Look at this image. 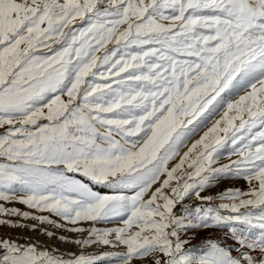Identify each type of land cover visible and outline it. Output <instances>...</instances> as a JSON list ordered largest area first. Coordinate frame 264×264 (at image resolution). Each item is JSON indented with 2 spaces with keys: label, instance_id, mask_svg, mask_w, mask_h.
<instances>
[{
  "label": "snow or ice",
  "instance_id": "snow-or-ice-1",
  "mask_svg": "<svg viewBox=\"0 0 264 264\" xmlns=\"http://www.w3.org/2000/svg\"><path fill=\"white\" fill-rule=\"evenodd\" d=\"M0 202L124 249L0 237V264H264V0H0Z\"/></svg>",
  "mask_w": 264,
  "mask_h": 264
},
{
  "label": "rangeland",
  "instance_id": "rangeland-1",
  "mask_svg": "<svg viewBox=\"0 0 264 264\" xmlns=\"http://www.w3.org/2000/svg\"><path fill=\"white\" fill-rule=\"evenodd\" d=\"M220 114H222V111ZM214 119H219V115H217ZM209 127H211V122H209L205 127L201 128L200 131L188 141L187 145L180 150V154L182 155L184 152H186L188 150V147H190L192 143H194L197 139H199L200 136L203 135V133L205 131H207ZM221 151L226 153L227 152V146L225 147V149H222ZM229 159H236V157L233 156V157L229 158L225 154L224 156L221 157L219 163L220 164H226L229 162ZM178 162H179V157L175 158L172 161H169L168 167L171 168ZM185 167H186V165H185ZM161 179H164V177H161ZM173 183H175V181H173ZM158 186L159 185L157 184L154 187H158ZM224 187L239 188L243 191H247L248 184L242 179L230 181V182H224L223 184L218 185L217 187H214L213 189H211L209 192H206L203 194L204 195H208V194L214 195ZM0 203H4V202H0ZM191 203L193 206H195L197 203H199V201H196L195 199H193L191 201ZM4 206L8 207V208L19 209L21 212L27 211V212L34 213L37 215H50L49 213H46V212L45 213H38V212H36L35 209H30L26 205L16 203V202L5 203ZM51 218L59 221V218H57L55 216H52ZM0 219L17 221V220H20L21 218L15 217V216H7V217H0ZM21 222L25 225H34L35 224L37 226L36 230H30L27 227L10 228L7 226H0V237H11L13 239L18 240L20 243H36L41 248L58 249L59 251L56 254H60V253L81 254V253H83L84 255H102L105 252L123 251L124 250L123 248L112 249L108 246H103V245H100V246L91 245L86 249H82L79 246H74V245L69 244V243H64V242H62L56 238H50L44 234L42 229L47 228L48 231H55L57 236L63 235V236L74 238V239L84 238V237L80 236L79 234L70 233V232L66 231L65 229H53L49 225H40V224H38L37 221L31 220V219L23 220ZM59 222L64 223L63 221H59ZM82 226L85 228H88V227H92L93 225L89 222V223L83 224ZM95 226L100 227V228H107V227H115L117 225L97 224ZM67 227H72V226L67 225ZM217 235H219V233H217L215 231L201 232L200 235L196 239L192 240L191 245H189V247L195 246L193 250L196 252L197 255H201V254H203V250H204V245L201 243V241L205 237L211 238V237H215ZM101 264H108V262L103 261V262H101Z\"/></svg>",
  "mask_w": 264,
  "mask_h": 264
}]
</instances>
